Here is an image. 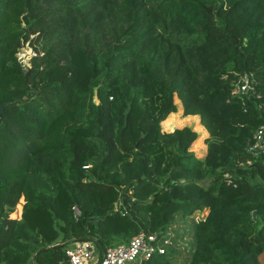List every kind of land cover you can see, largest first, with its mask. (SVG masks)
I'll return each mask as SVG.
<instances>
[{"label": "trees", "instance_id": "obj_1", "mask_svg": "<svg viewBox=\"0 0 264 264\" xmlns=\"http://www.w3.org/2000/svg\"><path fill=\"white\" fill-rule=\"evenodd\" d=\"M3 102L0 264L169 228L142 264H264V152L245 150L264 123V0H0ZM179 113L206 129L202 156L192 126L161 129Z\"/></svg>", "mask_w": 264, "mask_h": 264}, {"label": "built area", "instance_id": "obj_2", "mask_svg": "<svg viewBox=\"0 0 264 264\" xmlns=\"http://www.w3.org/2000/svg\"><path fill=\"white\" fill-rule=\"evenodd\" d=\"M239 91L247 98H261V93L257 91L249 73L241 77ZM257 104L264 113V104L262 102ZM245 150L252 154L264 152V123L255 128L252 138L245 143ZM115 209L121 213L125 211L124 208L120 209V202L116 204ZM73 212L74 215L80 213L76 205L73 206ZM200 218L194 217L195 220ZM169 234H173L171 228L166 233L140 231L127 243L110 245L101 251H98L92 240L76 239L66 245L64 252L68 264H142L143 260L154 253L164 252L167 246L173 244ZM185 239H179L178 242L183 245Z\"/></svg>", "mask_w": 264, "mask_h": 264}, {"label": "rangeland", "instance_id": "obj_3", "mask_svg": "<svg viewBox=\"0 0 264 264\" xmlns=\"http://www.w3.org/2000/svg\"><path fill=\"white\" fill-rule=\"evenodd\" d=\"M33 35V34H32ZM36 40L32 39V42H26L22 47H20L19 51H18V56L20 61L25 64L28 65L29 64V59L31 57L32 54H34V50H33V46L36 43ZM174 99L177 101V105L178 108L180 109L181 104L179 99L175 96ZM156 103H160L161 99L160 97L155 98ZM172 117V122L170 121L169 123H167V119ZM198 118L197 117H184V115H181L180 113L177 114L176 116H173L171 114H169L164 120H161L160 124H161V129L162 130H172L175 127H180L183 125H190L192 126L195 130H197V132L199 133L198 137H197V141H193L190 149H192L193 151H195V153L198 156H202L205 152V147H206V138L208 137L207 135V131L204 127H202L197 121ZM17 211V210H16ZM208 209L207 208H201L198 210H195V212L192 214L193 217L196 218H200V217H204L207 213ZM15 214V213H14ZM185 221H188V219H186ZM174 230V229H173ZM175 231V230H174ZM186 241V239H185Z\"/></svg>", "mask_w": 264, "mask_h": 264}, {"label": "water", "instance_id": "obj_4", "mask_svg": "<svg viewBox=\"0 0 264 264\" xmlns=\"http://www.w3.org/2000/svg\"><path fill=\"white\" fill-rule=\"evenodd\" d=\"M5 105H6V102H3V103L0 104V114H1V112H2V110H3Z\"/></svg>", "mask_w": 264, "mask_h": 264}, {"label": "crops", "instance_id": "obj_5", "mask_svg": "<svg viewBox=\"0 0 264 264\" xmlns=\"http://www.w3.org/2000/svg\"><path fill=\"white\" fill-rule=\"evenodd\" d=\"M206 208V207H205ZM208 209V208H207Z\"/></svg>", "mask_w": 264, "mask_h": 264}]
</instances>
